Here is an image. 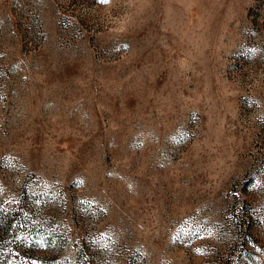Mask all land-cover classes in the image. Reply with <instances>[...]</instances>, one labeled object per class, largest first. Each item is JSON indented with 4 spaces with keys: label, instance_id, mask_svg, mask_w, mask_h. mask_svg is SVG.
Wrapping results in <instances>:
<instances>
[{
    "label": "rangeland",
    "instance_id": "1",
    "mask_svg": "<svg viewBox=\"0 0 264 264\" xmlns=\"http://www.w3.org/2000/svg\"><path fill=\"white\" fill-rule=\"evenodd\" d=\"M0 264H264V0H0Z\"/></svg>",
    "mask_w": 264,
    "mask_h": 264
}]
</instances>
